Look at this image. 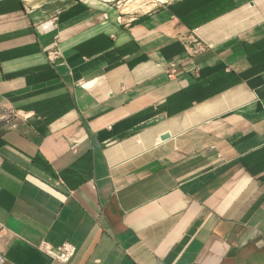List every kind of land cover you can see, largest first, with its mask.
Listing matches in <instances>:
<instances>
[{
	"label": "crops",
	"instance_id": "obj_1",
	"mask_svg": "<svg viewBox=\"0 0 264 264\" xmlns=\"http://www.w3.org/2000/svg\"><path fill=\"white\" fill-rule=\"evenodd\" d=\"M87 1L0 0L3 264H264V0Z\"/></svg>",
	"mask_w": 264,
	"mask_h": 264
},
{
	"label": "built area",
	"instance_id": "obj_2",
	"mask_svg": "<svg viewBox=\"0 0 264 264\" xmlns=\"http://www.w3.org/2000/svg\"><path fill=\"white\" fill-rule=\"evenodd\" d=\"M136 18L135 14L129 17H123L122 15L116 16L118 23L128 25ZM105 19H108V15L105 14ZM178 65L174 62H170L167 65V75L169 78H173L178 74ZM38 248L49 255L52 259L60 261L62 263H69L76 255V247L68 242H65L59 246H55L48 242L43 241L38 245ZM5 257L0 255V264H3Z\"/></svg>",
	"mask_w": 264,
	"mask_h": 264
},
{
	"label": "rangeland",
	"instance_id": "obj_3",
	"mask_svg": "<svg viewBox=\"0 0 264 264\" xmlns=\"http://www.w3.org/2000/svg\"><path fill=\"white\" fill-rule=\"evenodd\" d=\"M137 1L145 4V6L131 10L130 6ZM169 1L171 0H88L87 2L107 9L110 13L115 14L116 16L122 15L123 17H129L132 15L130 13H134L137 17L141 14L151 13L165 2Z\"/></svg>",
	"mask_w": 264,
	"mask_h": 264
},
{
	"label": "bare ground",
	"instance_id": "obj_4",
	"mask_svg": "<svg viewBox=\"0 0 264 264\" xmlns=\"http://www.w3.org/2000/svg\"><path fill=\"white\" fill-rule=\"evenodd\" d=\"M155 3V2H154ZM143 6H145V4H142L140 1H137V2H135L134 4H132L131 6H130V9L131 10H135V9H138V8H140V7H143ZM130 14H134V13H130Z\"/></svg>",
	"mask_w": 264,
	"mask_h": 264
},
{
	"label": "water",
	"instance_id": "obj_5",
	"mask_svg": "<svg viewBox=\"0 0 264 264\" xmlns=\"http://www.w3.org/2000/svg\"><path fill=\"white\" fill-rule=\"evenodd\" d=\"M166 138H168V135H164V136L162 137V139H166Z\"/></svg>",
	"mask_w": 264,
	"mask_h": 264
}]
</instances>
